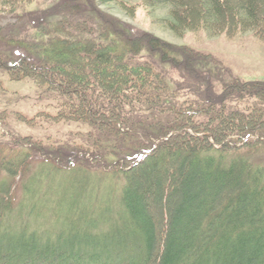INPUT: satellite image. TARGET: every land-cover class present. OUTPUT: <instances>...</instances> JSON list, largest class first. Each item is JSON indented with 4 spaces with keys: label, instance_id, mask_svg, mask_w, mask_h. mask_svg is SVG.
Wrapping results in <instances>:
<instances>
[{
    "label": "trees",
    "instance_id": "1",
    "mask_svg": "<svg viewBox=\"0 0 264 264\" xmlns=\"http://www.w3.org/2000/svg\"><path fill=\"white\" fill-rule=\"evenodd\" d=\"M35 1L0 0V15L19 16ZM67 1L54 0L38 17H28L41 38L27 49L20 45L18 54L14 48L16 60L0 52V71L11 80L32 81L45 94L55 110L47 117L85 127L75 132L84 142L73 152L46 150L24 136L12 144L17 161L0 160V170L12 178H0V264H264V81H224L210 66L212 57L138 31L97 5L90 7L95 18L78 0ZM171 1L183 28L207 26L215 18V34L249 30L264 41V0ZM168 69L190 73L197 100L171 81ZM215 76L222 79V94L213 91ZM16 146L68 167L89 161L109 169L102 174L121 181V193L101 203L105 216L95 215L92 206L77 212L80 204L70 197L72 215L60 220L66 224L41 230L36 220L30 219L37 227L31 225L27 209L36 206L35 216H44L39 197L32 204L24 196L14 205L11 195L15 174L29 163L27 151ZM175 149L184 157L182 174L163 167L150 179L159 194L148 200L146 170L156 173L157 158ZM185 163L191 174H183ZM175 174L177 185L165 191L166 175ZM181 186H193L195 193L178 198ZM164 225L171 228L161 237Z\"/></svg>",
    "mask_w": 264,
    "mask_h": 264
},
{
    "label": "rangeland",
    "instance_id": "2",
    "mask_svg": "<svg viewBox=\"0 0 264 264\" xmlns=\"http://www.w3.org/2000/svg\"><path fill=\"white\" fill-rule=\"evenodd\" d=\"M202 1L209 4L208 0ZM53 2L54 0H36L19 13V16H16L17 13L0 15V52L3 57L16 60L17 56L12 57L11 55L14 48V52L18 54L20 50L17 48H21L23 51L22 47H25V44L41 38L36 26L31 25L32 23H30L28 17H38ZM67 2L72 3L70 5L77 4V0H68ZM78 2L87 8L85 13L93 15L95 18H97L96 14L90 11V7L93 5H97L100 10L116 18L117 21L132 25L138 31L148 32L171 44L187 46L196 52L212 57L214 62L212 61L210 66L215 67L217 72L225 79L224 81L229 82L234 77L247 82L264 81V41L252 31L248 30L233 36H229L226 33L215 34L213 28L218 25L217 22L213 23L215 18L207 19L209 21L207 26H200L196 29L183 28L179 19L172 14V9L177 4L171 0H152L151 3H147L144 0H78ZM227 4V7H229V2L225 1V5ZM193 9L196 10L195 8ZM64 16L75 19L77 17L69 14ZM203 18L206 19L205 16ZM210 22L212 23L210 24ZM216 64L218 66L220 64L219 68H221L219 69ZM198 67V65L195 66L196 69H200ZM167 74H169L171 81L183 85V92L187 93L188 98H197L198 92H194V86L192 88L195 81H192L194 78H192L190 73L187 72L188 76L181 71L168 69ZM211 80L213 91L216 94H222V79L215 76ZM203 89L204 87L202 86L200 92ZM39 95V90L32 81L28 79L22 81L11 80L6 72L0 71V160L6 157L7 159H12V162L15 163L17 155L13 156L12 146L24 136L39 140L46 150H57L55 148L57 146L60 154L73 152L72 150L77 149V143L83 141L81 136L75 134V132H81L80 129L84 126L71 122H57L47 117L46 114L53 113L55 110L48 106L49 100L46 99L45 94L40 95L41 98H39ZM200 102L203 104L205 100L201 99ZM259 103L257 101V105ZM213 105L216 109L217 104ZM236 106L243 108V105L237 104ZM211 107L209 105V109ZM39 110H44L45 113L30 122V118L35 116ZM219 115L221 116H219V119L224 122L223 114L219 113ZM16 147H18L17 149L20 153L27 151L29 163L25 171L15 174L13 178L11 195L14 205L15 201H18L17 199L24 196L32 197V202H30L32 204H34V198L39 197L42 203L37 206L43 207L41 213L46 216L37 218L34 210L36 206L32 209L29 206L27 209L29 214L31 213L29 220H36V222L40 223L41 230L53 231L58 225L66 224L63 223L64 221L60 223V220L62 216L72 215L73 209L69 208L66 203L70 197L71 200L75 198L72 201L74 204H80L77 205V212L81 206H83L82 208L92 206L93 209L91 210L94 211L95 215L99 213L98 215L105 216V212L102 211V204L105 205L104 201L113 197L117 198L121 193L119 187H121L122 182L112 179L107 174H102V171L109 172V169H100L96 164L89 161H86L84 165L79 164V161H77V168L68 167L66 164L54 162L50 158L45 159L42 154L35 150L23 149L20 146ZM163 152L162 158H157V168L159 167L160 170L154 173L149 172L150 169L146 168L148 171L146 170L144 186L149 188V194L152 196H147L148 200H152L153 197L155 198L159 194L158 190L150 185V179L161 175L163 167L175 169L174 172L180 173L179 176L182 174L180 165L185 162L183 155L178 156L176 149L170 156H167L165 151ZM50 156H53V154L50 153ZM22 158L20 156L18 159L22 160ZM87 158H89V155H87ZM168 161L171 163L170 165ZM191 169V165L185 163L183 174L188 175ZM177 177L176 174L166 175L164 179L165 191L173 184L177 185L179 181ZM0 178L12 180L8 173L1 170ZM111 189L113 191H110ZM181 189L178 193V198H180L181 194L183 199H185L183 195L186 191L195 193L193 186L189 187V190H184L182 186ZM80 196H82V199H80ZM151 208L149 210L150 213L151 211L153 212ZM119 214L122 213L119 212ZM119 217L120 215L116 216L115 214L116 219ZM33 221L30 220L32 223ZM31 225L35 226L34 223ZM161 228L160 232L158 230V235L164 237L170 231L171 225H164ZM134 233L138 237V233ZM9 245L11 246V244Z\"/></svg>",
    "mask_w": 264,
    "mask_h": 264
}]
</instances>
